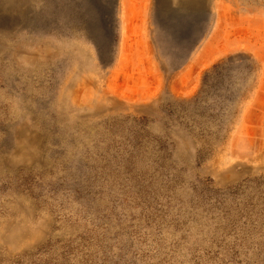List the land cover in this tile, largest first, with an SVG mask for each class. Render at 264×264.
<instances>
[{
  "label": "rangeland",
  "instance_id": "obj_1",
  "mask_svg": "<svg viewBox=\"0 0 264 264\" xmlns=\"http://www.w3.org/2000/svg\"><path fill=\"white\" fill-rule=\"evenodd\" d=\"M0 33V264H264V0H31Z\"/></svg>",
  "mask_w": 264,
  "mask_h": 264
},
{
  "label": "bare ground",
  "instance_id": "obj_2",
  "mask_svg": "<svg viewBox=\"0 0 264 264\" xmlns=\"http://www.w3.org/2000/svg\"><path fill=\"white\" fill-rule=\"evenodd\" d=\"M31 0H0V33H7L13 26H27L34 16L30 11Z\"/></svg>",
  "mask_w": 264,
  "mask_h": 264
}]
</instances>
